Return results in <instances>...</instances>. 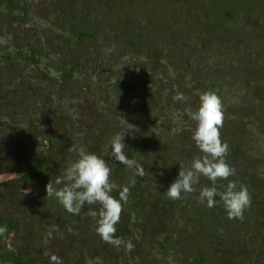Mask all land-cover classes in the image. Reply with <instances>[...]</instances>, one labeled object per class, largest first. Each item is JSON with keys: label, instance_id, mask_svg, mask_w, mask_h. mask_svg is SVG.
<instances>
[{"label": "trees", "instance_id": "1", "mask_svg": "<svg viewBox=\"0 0 264 264\" xmlns=\"http://www.w3.org/2000/svg\"><path fill=\"white\" fill-rule=\"evenodd\" d=\"M53 1L57 2L59 8L55 11V17L50 18L44 15V24L50 25L52 29L47 28L48 34H44L42 38L36 37L33 40L35 43L25 45L29 37L27 25L32 19L30 10L25 6L30 3L32 7L33 1L24 3L20 0H0V21L6 18L10 20L8 29H5L9 34L7 44L10 48L8 45H2L5 49L1 50L0 54L1 103L5 102H2L4 97V99L13 98L10 102L12 106L16 107L20 103L19 99L9 92L12 87L8 85L10 80L4 74L1 64L17 66L23 64L24 68L32 66L38 70L41 59L50 56V51L55 49L52 47L58 48V55L55 56L61 58L62 66L56 70V73L50 71L54 77L43 72H49L51 68L44 66L42 72L40 71L42 84L34 89V87L23 85L26 75L19 73L20 76H17L18 85L25 87V104L29 106L38 97L47 100L49 96L55 98L59 95L64 96L65 89L69 88L67 82L70 85L79 86L82 91H89L88 83L80 81L81 76H84V79L86 77L81 63H86L87 70L100 69L99 76L106 79L103 68L110 60L115 62L117 54L122 51L120 40L126 38V46L129 47H133L136 43L135 36L131 35L133 29L124 22V19V26L117 28L112 36L113 43H110L101 32V28L78 27L77 20L82 18L84 23L88 20L81 16V11L78 12L77 5L72 4L73 0ZM115 1H113L114 4L125 5L123 0ZM125 1L129 4V11H132L135 0ZM151 1L145 7L146 15L142 18V22L149 27L160 25L162 37L160 36L159 39L167 36L164 38L167 42H161L158 50L154 45L152 46L155 60L164 61L165 54L167 55L169 50L180 44L182 58L177 62H183L185 70H191L190 80L194 87L204 92L214 91L217 88L223 92L222 90L226 89L231 97L243 95L247 97L246 103L236 108V113L240 111V119H244L242 122L245 125L233 123L230 127L229 124H223L220 130L222 142L227 143L229 147L226 162L236 170V175L229 179L246 185L251 194L252 203L244 212L243 221L229 219L221 203L213 208L200 204L196 199L198 191L183 196L180 200H169L164 195L178 176L180 161L188 165L195 156L201 155L193 140L186 144L185 139H192L191 130L174 131L173 126L164 124L159 128L149 129L140 137L134 135L130 142L125 143L127 155L132 160L138 162L146 158V161H149L150 157L154 156L155 159L156 156L159 157L156 164H151L159 172L150 174V179L144 175L138 176L135 178L134 186H130L133 176L127 175L124 172L126 167L112 159L111 140L108 141L106 137L111 128L109 125L104 132V128L98 134L89 132L87 135L98 136L94 138L86 136L82 143L78 144L80 147L85 146L88 152L95 153L103 159H106L109 153L111 158L109 163L115 164L112 180L117 185V189L112 193L113 196L119 198L122 187L130 186V196L128 203L124 205L121 221L116 226V235L125 241L131 240L135 248L131 253H127L123 246L116 248L103 242L96 234V221L87 215V205L79 215H72L66 212L56 198L46 197V185L50 180L54 183L56 177L62 175L58 172L56 161L50 159L52 156L50 154L49 157V153H61V155L74 153L68 149L73 143L70 142L69 135L76 125L71 120L68 123L62 122V107L56 113L53 112L49 119L44 118L39 122H36L38 118L36 116L31 119L35 136L39 137L44 144L37 150L43 148L42 153L46 152L44 157H41L43 154L38 153L37 150L33 152L31 147L28 149L19 147L24 151L21 154L23 157L20 159L12 157L11 161L20 162L5 163L7 171L22 174L20 179L11 181L13 189L27 187L33 189L36 194L20 206L31 213L40 208L44 210V207L48 214L56 209L57 216L52 226L56 233L51 234V237L63 245L69 244V250H71H68L66 256L71 258H63L72 259L69 264H85L88 261L86 250H84L88 243L89 248L91 247L92 259L97 264H264V143L259 141L258 148L255 149L247 150L245 147L250 142L249 127L252 128L251 131L263 133L264 136V0H185L184 12L181 9L177 10V4L175 6L170 0ZM110 9H112L111 6ZM166 13L170 14L172 24L165 21V17L168 16ZM174 13L176 14L173 15ZM164 28L167 30L164 31ZM42 41L46 42L44 47H42ZM107 43L111 45V48ZM106 46L111 51L112 59L110 60L99 54V50L103 47L107 48ZM87 55L91 57L85 60ZM68 59L72 61L71 65L68 64ZM84 61L87 62L84 63ZM154 63L157 65L148 67L147 72L161 73L159 69L161 63L152 61L150 64ZM196 64L197 74H194ZM160 73H158L159 76ZM161 79L165 80L162 77ZM116 84L120 86L122 82L117 79ZM175 86L173 85V92L178 94ZM39 87L42 90H38ZM188 93L182 92L184 97L188 96ZM217 95L223 97L224 94ZM89 96L93 104L97 106L100 100L98 101L95 95ZM105 105L106 102H102L104 108ZM112 107L116 115L118 111L114 106ZM95 121L99 124L103 123L99 118ZM90 122L93 123L94 119ZM161 129L168 130L167 136L169 132H172L170 134L177 137H172L174 140H168L169 138L166 139L165 134L161 133ZM227 136L229 139H226ZM95 139H100L102 146L109 150L100 152V141L97 142ZM75 145L77 147L76 143ZM138 153L139 159H137ZM40 154L42 155L38 156ZM0 158L3 159L2 156ZM75 158L78 159L77 153ZM147 164L150 165L149 162ZM218 183L226 185L227 181ZM205 185L210 186V182L201 177L200 185L197 186L198 190ZM217 200L219 201V197ZM7 222L4 224L0 215V227L7 228L6 232L0 234V264H49L45 258L39 263L38 257L27 249L21 248L16 253L6 252L5 240L8 234L11 231H14L16 235L19 234L17 221L13 219ZM33 240V237L26 238L25 244L30 245Z\"/></svg>", "mask_w": 264, "mask_h": 264}, {"label": "rangeland", "instance_id": "2", "mask_svg": "<svg viewBox=\"0 0 264 264\" xmlns=\"http://www.w3.org/2000/svg\"><path fill=\"white\" fill-rule=\"evenodd\" d=\"M20 1H23L24 3L27 1H33L34 3L32 7H30V3L28 4V6H25V8L30 10L32 18L27 25V27H29L27 30L29 35V37L27 38L29 39V41L27 39L25 45L31 42L35 43V41L33 40L36 37L42 38L44 34H48V32H46L47 28L52 29L50 25L44 24V15H48L50 18H54L56 15L55 11L59 9L57 2L53 0ZM113 1L115 0H104L100 2H93L89 0L72 1L73 5H77L76 8H78V12L81 11V16L85 17L88 20L86 23H84L85 21L83 22L81 20L82 18L80 19L81 21L77 20L76 23L78 27L92 29L93 27L97 26L101 28V32L108 39L107 41L113 43L112 36L115 34L117 28H122V26H124V19V22L128 23L129 26H131V29H133V33L131 35L135 36L136 41L133 47H129L128 45L127 47L126 38H122L119 42L121 43L120 48L122 47V51L117 54L115 62L114 60H110L112 59L110 58L111 51L108 50V46H110L111 48L110 44L108 45L107 43V48L103 47L99 50L100 53H98L102 55V57H106L107 60H110L105 64V67L102 66L104 67L103 69H105L106 72V79H103L101 78V76H99L101 71L100 69L87 70L85 66V62L87 61H84L85 64L81 63V68L83 70V73L86 74V77L84 79V76H81L80 81L88 83V88H90L89 91H82L79 86L70 85L69 82H67L69 88L65 89L63 94L64 96L59 95V97L57 98L49 96L47 100L42 98L39 99L38 97L34 99V102L32 101L31 105L27 106L25 104V87L30 86L34 87L35 89L38 85L42 84L40 81L42 80V77H40V71L42 72L44 66L46 67L47 65L52 69L54 68L53 70L50 68L49 72L43 71L48 74V76L52 75L51 72L53 71H55L56 73V70L62 66L60 64L61 58L55 56L58 55V48L52 47L55 49H52L50 51V56L48 58L41 59V64L39 66L40 69L38 70L32 66H26V68H24L23 64H21L22 66L1 64V67L3 68L2 70L5 72L4 74L10 80V83H8V85L12 87V90H10L9 92L11 95L16 96L19 99L20 103L16 107L12 106L10 102L13 98L10 97H8L7 99H4V97L2 99V102H5L3 103H1L0 101V157L2 156L4 159L3 160L0 158V173L7 171L5 163L11 162L16 164L20 162L11 161V158L16 157L20 159L21 157H23V155L21 154L24 151L20 149L21 147H25L27 149L31 147L34 152V150L36 151L39 147H42L44 145L41 142L40 138L35 136L33 127H31V119L35 116L39 118L36 119V122H39V120L44 118L49 119V117H52V113H56L58 110H61V107L63 108L61 110L62 122L68 123L71 120V122L76 125L75 129L70 132V137H68L69 140L71 139L70 142H73L70 145L76 143L78 148L80 147L78 143H82V140L86 138V136H92V138L98 136L87 135L89 132L98 134L100 130H103V128L104 132L107 130L109 125H111V128L109 129V135L106 136L108 141L111 140V138L119 132L122 134H127L124 138V143L130 142V140L133 139L134 135L136 137H140L141 134L147 133L149 129L152 130L155 128H159L164 124L173 126L174 131H177V129H183L187 131L194 130L195 122L190 120L189 116L187 115L186 109L189 107H191L193 110L197 109L200 102L199 98L201 94L204 93V91L199 88L197 89L191 83V70H185L184 63L177 62V60L182 58L180 57L179 50V47L181 45L178 44L176 47H173V49L169 50L168 54H165L164 56V61L155 60L156 57L154 56V51H152L154 50L152 49V46L154 45L156 47V50H158L160 48L159 45L161 42H167V40H164V38L167 36L165 35L162 38L163 40L159 39L160 36L162 37V33L160 31V29L162 30V27L160 25L159 27H149L142 22V18H144V15H146L145 7H147L148 4H150L152 1L135 0L132 11H129L130 7L128 6L129 4L127 3V1L123 0L125 5L114 4ZM170 1L174 5L177 4V6L175 5L177 10L181 9L184 12L185 0ZM110 6L112 9H110ZM166 14L169 17L166 16L165 21L172 24L173 20L170 19V14ZM175 14L176 13H174L173 15ZM9 21L10 20L7 18L2 22L0 21V30H2L0 32V54L1 50L5 49L4 47H2V45L9 46V44H7L9 40V34L5 30L8 29L7 26H9ZM146 26L148 29L145 28ZM145 29L147 30L145 31ZM166 30L167 28H164V31ZM9 33L11 32L9 31ZM105 41H103V43H105ZM45 44L46 42L42 41V47H44ZM89 57L91 56L87 55L85 57V60H88ZM70 59L67 60L69 65L72 64V61ZM152 61L159 62V64L161 63L159 68L161 70V73L147 72L148 67L152 68L153 65H157L155 63L151 65L150 63ZM77 62H79V60ZM77 70L79 71V69ZM19 73L26 75V79L24 80L23 84L25 87L23 88L17 83L18 80L16 78H18L17 76H20ZM158 73H160V76L165 80L161 79ZM193 73L197 74V64ZM52 77H54V75H52ZM117 79L122 82V85L119 86L116 84ZM44 83L45 79L43 81V85ZM173 85H176L175 88L178 89H176L178 93L189 92L188 96H186V98H188L186 100L176 99L177 94L173 92ZM29 89L31 90L32 88ZM39 89L42 90L41 87H39L38 90ZM103 91H105V93H103ZM222 91L223 92H221V90L218 88L214 90L216 94H224L223 97H220L223 102L224 108V125L229 124L230 127L233 126V123H242V125H245V123L242 122L244 121V119H240V111L236 113V108L243 103H246L247 97L243 95L234 98L233 96H229L226 89ZM67 92L69 93L66 94ZM89 95H95L98 98V101L100 100L97 106L93 104ZM58 102H60V104ZM102 102H106L105 108L102 106ZM112 106H114L118 111L116 115L114 114V108ZM98 118L103 121L102 124H99L95 121V119ZM93 119L94 122H90V120L93 121ZM127 124L133 125L136 130H129ZM251 130L252 128L249 127L248 134L250 135V142L245 146L247 150L258 148L259 141H263L264 143L263 133L258 134L256 131L253 132ZM160 131L162 134H165L166 139L169 138L168 140H174V138L177 137L170 134L172 132H169V136H167L168 130L161 129ZM226 139H229V136H227ZM95 140L97 142L100 141V139ZM185 140L187 141L186 144L192 141V139L190 138H187ZM99 144H101V147L99 148L100 152L101 150L105 152L106 150H109V148H105L102 146L101 141ZM37 151L38 153H42L44 152V149L40 148ZM42 154L38 156L42 155L41 157H44L46 152ZM50 154L52 156L50 159H54L56 161V167L59 169L58 172L61 173H63L68 164L76 159L75 152L72 153V155H61V153L58 154L52 152L49 153V157ZM147 154L148 153H146V155ZM138 155L139 153L137 154V159H139ZM141 155L144 156V154ZM112 159H114V157ZM158 159V156H156V159L153 156L148 159L149 161H146L147 159L145 158V160L143 161H145L146 163L141 160H139L140 162L138 161V163L142 166L144 176L150 179V174L152 175L155 172H159L157 168L151 165L152 163L156 164V160ZM105 160L110 162L111 158H109V153L107 154V158ZM147 162H149L151 166L147 164ZM180 162L181 165H184L183 161ZM2 164H5L3 165L4 167L1 166ZM124 172H126L127 175L133 176L132 169L126 167ZM15 201L18 207L16 209L17 214L15 215V218L17 220H20L22 223H26V219H28V221L31 220L34 214L31 215V212H29L27 209L24 210L25 208H22L17 200ZM92 207L93 209H95L98 206ZM3 209L5 214L10 213L7 202L6 206H4ZM86 209L87 211H89L88 205ZM56 216L57 211L56 209H54L53 211L49 212V214L45 211L44 213H41V215H39V218H32L33 223L38 222V225L43 224L42 228L40 229V235H35L36 241L32 245H30L29 248V251L33 252L34 256L38 257V260H40L39 263L43 260V258H45V261H48L50 264L49 254H54L61 259L71 258L70 256H66V254L71 250H69V244L66 243L63 245L58 241H55L54 238L49 235V233H56L55 231H53L51 222L49 221V219H53ZM43 227L46 229H44ZM26 232L27 231H25V233ZM22 242L23 241L20 237H15L13 240H10L8 245L13 248L16 247L15 250H19L18 244L22 245ZM23 244L25 243L23 242ZM88 245L84 247V250H86V258L88 259L85 264H97L96 261L92 259L93 256H91V247L89 248ZM23 249H26L24 245ZM71 261L72 259L62 260L63 264H69L71 263Z\"/></svg>", "mask_w": 264, "mask_h": 264}, {"label": "clouds", "instance_id": "3", "mask_svg": "<svg viewBox=\"0 0 264 264\" xmlns=\"http://www.w3.org/2000/svg\"><path fill=\"white\" fill-rule=\"evenodd\" d=\"M176 99L187 98L178 93ZM199 100L197 109L189 107L186 112L190 120L195 122L192 140L201 155L195 156L188 165H179L178 176L164 195L169 200H180L183 196L198 191L196 199L200 204L213 208L221 203L229 219L243 221L244 212L251 206L252 198L246 185L229 179L236 175V170L226 162L229 147L221 140L220 130L224 124L223 102L214 91L202 93ZM127 125L129 130H136L133 125ZM126 135L118 132L111 138V156L115 161L133 170L130 186H134L135 178L142 177L144 173L142 166L127 155L123 142ZM68 150L77 153L78 159L68 164L54 183L50 180L46 185V197L56 198L66 212L72 215H79L85 205H88L87 215L96 221L95 231L101 240L116 248L123 246L127 253H131L135 248L132 241H125L116 235V226L121 221L124 205L128 203L130 186L122 187L119 198H116L112 195L117 189L112 180L115 164L88 152L83 146L77 148L72 144ZM201 177L206 178L210 186L205 185L198 190ZM221 181H227V184L218 183ZM92 206L98 207L93 209ZM56 230H59L58 225ZM6 231V226L0 227V234ZM49 255L50 264H63L60 257Z\"/></svg>", "mask_w": 264, "mask_h": 264}, {"label": "flooded vegetation", "instance_id": "4", "mask_svg": "<svg viewBox=\"0 0 264 264\" xmlns=\"http://www.w3.org/2000/svg\"><path fill=\"white\" fill-rule=\"evenodd\" d=\"M5 172H12V171H5ZM1 173H4V172H1ZM20 178H18V179H20ZM18 179H13V180H10V181H7V182L0 184V215L3 218V223L7 224L8 223L7 221H12L13 219H15L17 221V223L19 224V226L17 225V228L19 230V232H18L19 234L16 235V233L14 231H11L5 240L6 252H12V253H16V251H20L21 248H23V245L26 247L27 251H29L30 245H32L36 241L35 235H38V234L40 235V233H41L40 229L42 228V225H43V224L38 225V222L33 223L32 218L33 217L39 218V215H41L42 212H45V207H44V210H42L40 208L39 210L34 211L33 213H31V215L34 214L33 217L29 221H28V219H26V223H22L20 220H17L15 218V215L17 214L16 209L18 208L15 200H17L19 202V204L22 205L24 202H26V200H29L31 197L36 196V194L33 192V189H30L27 187H15L13 189V184H11V181L18 180ZM25 191H27V194H25ZM6 202H7L8 208L10 210V213H8V214H5L4 209H3L4 206H6ZM54 220H56V217L53 219H49V221L51 222V227L54 226V224H53ZM44 229H46V228H44ZM23 230H25L27 232L25 233V231H23ZM15 237L16 238L20 237L24 243H25L26 238L29 239V237L30 238L33 237L34 240H33V242H30V245L28 243L25 245V244H23V242H22V245L18 244L19 246H22V247L18 246L19 250H15L16 247L13 248V247H10L8 245L10 240H13Z\"/></svg>", "mask_w": 264, "mask_h": 264}, {"label": "water", "instance_id": "5", "mask_svg": "<svg viewBox=\"0 0 264 264\" xmlns=\"http://www.w3.org/2000/svg\"><path fill=\"white\" fill-rule=\"evenodd\" d=\"M22 176V174L19 173H13V172H4L0 173V184L13 180V179H18Z\"/></svg>", "mask_w": 264, "mask_h": 264}]
</instances>
